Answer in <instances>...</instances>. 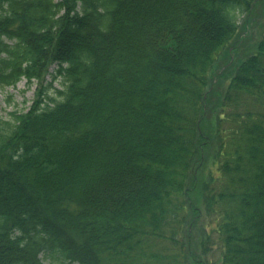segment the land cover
Returning <instances> with one entry per match:
<instances>
[{
  "label": "trees",
  "instance_id": "1",
  "mask_svg": "<svg viewBox=\"0 0 264 264\" xmlns=\"http://www.w3.org/2000/svg\"><path fill=\"white\" fill-rule=\"evenodd\" d=\"M256 2L0 0V85L42 83L0 117V264H192L195 190L210 263L264 264V37L220 73Z\"/></svg>",
  "mask_w": 264,
  "mask_h": 264
},
{
  "label": "rangeland",
  "instance_id": "2",
  "mask_svg": "<svg viewBox=\"0 0 264 264\" xmlns=\"http://www.w3.org/2000/svg\"><path fill=\"white\" fill-rule=\"evenodd\" d=\"M246 20L249 21L248 32L244 34V37L240 43V48L236 52L235 59L237 61V66L245 60L244 58L248 57L254 51V46L264 36V0H257L256 5L252 9V11L240 18V34L242 30L246 31V28L242 29V26L244 25ZM122 42L123 43L121 46V50L119 51L120 54H118L120 57H113V61H118V63L121 64H131L132 62L130 59H133V56L136 54V51H128V44L130 43L128 36H125V39ZM118 63H113L112 65L116 66ZM234 66L236 67V64ZM232 72H234V68L232 69ZM41 84L42 83H39L37 81L29 83L27 80H22L14 87H5L0 85V117L8 118L10 113L12 112H27L33 105V102L36 99V95L42 87ZM47 86L48 84H46L45 87ZM45 87H43V91ZM209 114L212 116L214 115L213 112ZM213 136L214 134L211 133V139ZM73 158L74 157L66 159L65 167L59 171L63 179L67 176L72 175L70 170L72 164H74ZM77 158H81L80 155ZM101 162L102 161L100 159L93 160V165L87 163V171L83 170L86 166L80 168V171H77L76 176L74 175L75 179L73 180V184H75L74 187L77 191L80 192L82 190L83 185H85L92 178L93 173L101 169V167L103 166L102 164H100ZM51 179L54 178L51 177ZM94 184L95 183H93L90 187H95ZM196 191L197 190L192 191L191 193V201H193V198V202L197 201L196 209L191 210L189 212L187 220L189 223L183 232V237H185V239H191V243H188L190 251L192 250L194 252L190 257L192 259H190L192 264H207L216 260L220 256V253L217 250L212 251L211 249L207 256L205 254H202V242L205 238H207L208 232L211 231L212 219L211 216L207 214L202 201H198L194 197ZM90 193H92L91 189L89 191V194Z\"/></svg>",
  "mask_w": 264,
  "mask_h": 264
}]
</instances>
